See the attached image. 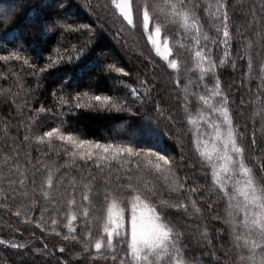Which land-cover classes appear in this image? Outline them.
I'll return each instance as SVG.
<instances>
[{"label":"snow or ice","instance_id":"snow-or-ice-1","mask_svg":"<svg viewBox=\"0 0 264 264\" xmlns=\"http://www.w3.org/2000/svg\"><path fill=\"white\" fill-rule=\"evenodd\" d=\"M97 7L121 24L118 33L127 28L144 39L149 57L142 62L153 66L151 76L137 71L133 79L94 44L92 26L66 15L43 20L48 39L39 44L0 34V62L8 69L0 78L10 77L17 89L0 94L11 93L20 116L30 113L21 121L22 138L19 124L12 136L2 121L0 140L11 144L0 152V208L9 207V198L18 201L14 215L22 223L41 232L48 225L64 242L61 254L70 244L72 255L57 264H264V156L256 163L247 154L257 144L256 125L264 132V0L242 20L243 0H105ZM9 11L0 9V22H9ZM13 65L27 70L34 87ZM157 66L168 74L165 87L176 92L167 100ZM227 68L240 72V83L226 90ZM45 79L55 85L51 104H30ZM83 115L106 118L111 131L91 134ZM161 121L176 129L177 141H187L203 183L180 175L195 166L183 143L177 161ZM0 244L28 247L2 238Z\"/></svg>","mask_w":264,"mask_h":264},{"label":"trees","instance_id":"trees-1","mask_svg":"<svg viewBox=\"0 0 264 264\" xmlns=\"http://www.w3.org/2000/svg\"><path fill=\"white\" fill-rule=\"evenodd\" d=\"M234 2H238V0H234ZM243 2L244 7L237 9L241 20L244 19L243 13L253 4L256 5L257 9H259L260 6V0H243ZM17 3L18 0H0V9H10L9 22H0V34H6L7 30V32L13 34L27 36L29 42L39 44L41 41L48 39L47 36L42 35L41 25L43 20L55 16L56 14L62 16L66 15L69 18V22L74 21L77 25L89 24L92 26L96 30L94 44L99 45L103 51L109 53L112 60H115L122 66H126L127 69L131 71L133 79L137 71H145L151 76L153 66L147 65V67H145L142 62L149 57V49L145 46L144 39H142L138 33L131 32L127 28H125L123 32L118 33L117 30L120 29L121 24L103 9L97 7L98 4L105 3V0H27L24 7L13 8V5ZM88 5L92 7L89 8ZM93 8L96 10L93 11ZM2 19L3 17L0 16V21H2ZM172 31L174 30L170 28V35ZM86 38L87 37L84 36L80 39ZM67 40L73 44L77 42L72 36H68ZM50 43L51 46L54 47L55 38H53ZM29 52L31 54V50H29ZM152 55H154V53H152ZM182 59H186V57L182 56ZM12 67L13 70L19 71L20 78L25 82L26 87H34L35 81L27 75L26 69L21 71L19 65H13ZM63 67L74 68L75 65ZM7 71L8 69L3 66V62H0V72ZM156 72L163 98L167 100L169 98V93L175 96L176 92L170 85L165 87L168 81L167 72L164 71L162 66H157ZM239 77L240 72H232L230 68L221 71V79L226 90L227 87L233 83L239 84ZM86 82L87 77H85V83ZM42 83L43 86L39 90L33 92L32 98L29 100L30 104L35 103L36 106H38L39 103H44L45 105L51 104L52 101L49 96V91L55 85L50 83L48 79H45ZM10 87L11 92L17 91L10 77L9 79L0 78V88L8 89ZM21 96H23V93H21ZM244 98L247 100L248 96L245 94ZM17 102L20 101L18 100ZM28 115H30V113H28L27 110H25L23 116H20L16 112L15 105L12 104L10 92L0 94V128H3L2 121L7 120L11 126L10 134L16 136L17 125L19 124V135L22 138L25 133L21 121L26 119ZM121 119H128V117L125 115L122 118H117L112 121V124H119ZM235 120L241 125L245 123V117L242 115H236ZM80 123L93 135L101 131H111V128L106 126V118L83 115L80 118ZM204 127L206 128V125ZM160 129L162 133L165 134L166 138L172 137L168 143L177 161H179L181 152L180 145L183 143L184 154L188 158V164L195 166L194 173L192 170L185 167L180 172V175L183 176L187 173L191 180L197 183H203V180L200 178L202 169L200 168L199 161L189 150L187 141L183 137H181L180 141H177L175 139L176 129L170 130L165 121L160 122ZM252 131L253 129L249 122L245 138L242 141L245 146L250 143ZM255 133L257 144L248 148L247 154L256 163H260V157L264 156V132L261 131L259 124L256 125ZM0 135H2V133H0ZM10 144L11 141L0 140V152L8 151ZM12 146L14 147V145ZM41 151H43V149H41ZM35 154L36 153H34V155ZM71 178L72 173H69V175L64 178L63 183L67 185ZM3 202L4 201H0V203ZM7 203L9 205L8 208H0V238L10 240L13 243L25 244L28 247L27 251H25V249H13L9 245L0 244V264H57L58 260L63 261L70 258L72 255V246L70 244H65V253H59L58 249L64 242H62L60 237L50 234L48 225H45L44 231L41 232L34 224L22 223L23 217L17 218L14 215L18 201L9 198ZM34 215L39 219V212L34 213ZM207 215L208 213L205 212V216ZM47 219L48 216L46 214L45 220ZM17 229H19V231H17ZM33 233H35V235H33ZM45 244H47V249H44ZM38 249L42 251H37Z\"/></svg>","mask_w":264,"mask_h":264}]
</instances>
